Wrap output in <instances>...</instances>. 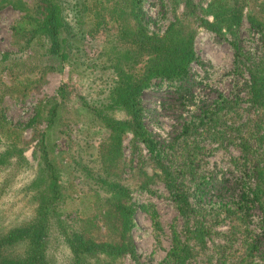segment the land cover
Instances as JSON below:
<instances>
[{
  "label": "rangeland",
  "instance_id": "374dc122",
  "mask_svg": "<svg viewBox=\"0 0 264 264\" xmlns=\"http://www.w3.org/2000/svg\"><path fill=\"white\" fill-rule=\"evenodd\" d=\"M20 1L25 5L30 3ZM62 1L70 15L73 0ZM117 1L86 0L88 5L97 6L100 20L96 23L91 17L85 18L80 46L82 62H99L101 69L109 64V47L116 33L110 9ZM192 1L195 16L212 22V0ZM244 4L239 26L219 31L202 28L192 17L185 16L180 0H143L141 4L143 27L148 36L161 37L176 20L193 36L192 50L198 63H191L190 76L181 93L176 95L153 80L141 92L140 106L142 123L157 143L161 158H165L163 164L182 169L179 179L182 190L195 212L191 219L198 218L209 229V235L204 238L202 247L194 240L185 239L184 228L191 226L192 221L186 223L177 214L146 150L137 145L139 152L132 153L131 136L124 133L119 146L113 147L109 154L114 158L112 172L116 174L111 180L128 191L130 203L154 209L156 226L153 227L148 214L138 208L128 231L137 263L123 254L115 264H164L171 246L172 229L187 246L190 255L186 264H264V236L259 223L262 210L251 209L246 219L234 210L240 194L252 191L255 185L254 177L247 178L246 182L242 180V170H248L249 165L242 161L236 148L234 130L246 119H255V122L259 119L264 125V116L259 118L264 105L262 109H249L241 101L244 98L241 88L249 80L247 68L255 67L264 78V0H245ZM21 15L8 4L0 5V55L18 52L13 45L11 26ZM68 23L71 25L69 20ZM31 54L30 50L23 52L22 56H30V59L24 60L25 65L18 69L10 72L0 69V81L9 88L2 96L3 115L18 127L23 142V161L18 162L13 156L5 167H0V234L34 214L37 186L42 185L35 181L41 174L32 156L36 133L24 124L40 101L56 98L57 90L64 86L68 101L60 111L63 122L50 134L49 146L57 156V167L61 171L63 218L78 229L84 226L90 238L99 240L104 229L98 212H103L111 194L96 182L95 176L101 170L100 157L110 148L111 135L79 111L76 96L87 91V76L70 74L66 66L60 71H44L38 63L39 56ZM141 67L142 63L138 68ZM22 87H25L23 91ZM215 99L223 100V106L217 110L215 124H210L206 115ZM113 116L122 118L119 113ZM36 130H44V124H38ZM67 131L72 143L66 139ZM213 132L219 134L217 141L212 137ZM261 134L259 130L257 135ZM249 146L260 153L261 148L253 139ZM3 150L4 145L0 143V154ZM69 153L78 154L83 166L81 162H72ZM191 169L192 175L186 173ZM136 171L142 178L144 175L150 178L146 189L138 188L137 177L133 175ZM88 217L89 224L84 219ZM255 239L259 249L249 254L250 240ZM45 256L48 264H72L70 252L53 220L47 225Z\"/></svg>",
  "mask_w": 264,
  "mask_h": 264
},
{
  "label": "trees",
  "instance_id": "16d2710c",
  "mask_svg": "<svg viewBox=\"0 0 264 264\" xmlns=\"http://www.w3.org/2000/svg\"><path fill=\"white\" fill-rule=\"evenodd\" d=\"M29 1V5H25L20 0H0V5L8 4L22 13L11 26L13 45L17 46L18 52L1 54L0 69L10 72L13 68L24 66L26 63L24 60L27 59L28 62L30 56H22V54L25 50H30L31 55L39 56L38 63L44 71H60L66 66L70 74L87 76L89 79L87 91L76 98L79 111L85 113L111 135L110 148L100 157L101 170L95 176L96 182L103 185L111 194V199L107 200L103 212H98L104 229L99 240L90 238L83 230L84 226L78 229L72 224L73 222L63 218V195L59 181L61 171L57 167V156L49 148L50 134L54 133L56 126L63 122L60 111L68 101V95L62 86L57 90L56 98L40 101L34 107L32 117L24 124L36 133L32 156L41 174L35 182L42 185L37 186V202L32 217L0 234V264H48L45 256V240L47 225L51 220L54 221L56 230L70 252L72 264H115V260L123 254H127L137 263L136 253L128 235L133 216L138 208L144 210L154 227L156 213L151 206H137L130 203L128 191L111 180L116 178V174L112 172L114 158L109 154L113 147L119 146L124 133H129L131 136L132 153L139 152L137 145H141L146 150L148 160L152 161L154 164L152 167L158 171L157 177L168 191L177 214L186 223L192 221L191 226L184 228L185 239L194 240L202 247L204 238L209 235V229L205 228L198 218L191 219L195 212L182 190V182L179 180L182 169L163 164L165 158L163 156L161 158L157 143L142 123L140 106L141 92L147 89L153 80L167 86L176 95L181 93L189 79L191 63H198V58L192 50L191 31L184 28L182 22L176 20L167 27L161 37L148 36L141 15L143 0H118L110 9V14L116 23V33L109 47V64L101 69L99 62H82L80 54L85 18L91 17L96 23L100 20V12L95 4L88 5L86 0H73L69 15L62 6V0ZM180 2L185 16L192 17L191 20L202 28L213 31H219L220 28L227 30L232 27L237 28L245 6V0H212V22L209 23L195 16L192 0H180ZM233 49L237 57L238 50L235 48V43ZM141 63L142 67L138 68ZM98 66H100L99 70H97ZM247 69L249 80L241 88L244 94L241 101L245 102L249 109H262L263 74L256 71L255 67ZM24 88L20 90L23 91ZM7 90L9 88L0 81V143L4 145V150L0 154V167H5L13 156L18 158V162L23 161L20 131L3 115L2 96ZM220 106H223V100L220 99V102L218 99L213 100L211 110L206 115L210 124H215ZM116 113L121 114L122 118H115L113 115ZM262 116L264 111L259 118ZM40 123L44 124V130L38 131L36 128ZM242 130H245L243 136ZM259 130L262 131L261 135H257ZM234 131L238 143L236 148L242 156V161L249 165L248 170H242V180L246 182L247 178H255L254 189L240 194L234 210L241 212L244 219L251 209L262 210L259 223L264 236V125L259 119L256 122L255 119H246ZM218 136L217 132H213L212 137L216 141ZM66 139L72 143L68 131ZM250 139L257 142L259 149L261 148L259 154L249 146ZM69 158L76 164L79 162L82 164V158L78 154L74 156V153H69ZM137 173L136 171L133 175L137 177L138 188L146 189V183L150 178L145 175L142 178ZM186 173L192 175L193 170H188ZM84 219L89 224V217ZM258 249V241L256 243V239L250 240L249 254H253ZM189 255L187 246L181 243L172 229L171 246L165 256L164 264H186Z\"/></svg>",
  "mask_w": 264,
  "mask_h": 264
}]
</instances>
